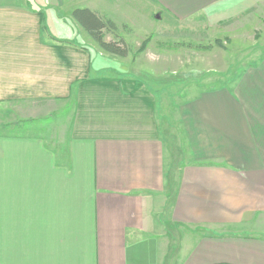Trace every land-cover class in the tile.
<instances>
[{"label": "crops", "instance_id": "1", "mask_svg": "<svg viewBox=\"0 0 264 264\" xmlns=\"http://www.w3.org/2000/svg\"><path fill=\"white\" fill-rule=\"evenodd\" d=\"M233 2L246 1L154 0L177 22ZM73 8L0 0V104L72 105L63 147L40 129L0 134V264H162L168 247L176 264H264V52L177 104L187 149L173 177L156 93L59 38Z\"/></svg>", "mask_w": 264, "mask_h": 264}, {"label": "rangeland", "instance_id": "2", "mask_svg": "<svg viewBox=\"0 0 264 264\" xmlns=\"http://www.w3.org/2000/svg\"><path fill=\"white\" fill-rule=\"evenodd\" d=\"M103 1L91 3L105 7L108 2L105 16L116 20V29L106 30L104 38L126 47V56L103 50L77 23L74 28L65 23L64 33L70 36L59 38L85 44L92 53L93 66L100 71L146 79L162 104L161 117L168 132L175 177L187 149L175 119L177 104L200 89L231 86L246 67L259 61L264 52V0H244L243 7L229 3L216 8L218 12L212 18L204 12L179 22L159 13L154 0ZM68 4L83 7L85 3L68 0ZM66 8L60 7V24L64 22L62 17L69 14ZM30 104H0V134H34L40 129L49 143L65 146L72 105L59 103L49 113L44 107ZM168 249L170 257L162 264H176L173 249Z\"/></svg>", "mask_w": 264, "mask_h": 264}, {"label": "trees", "instance_id": "3", "mask_svg": "<svg viewBox=\"0 0 264 264\" xmlns=\"http://www.w3.org/2000/svg\"><path fill=\"white\" fill-rule=\"evenodd\" d=\"M70 16L103 50L122 57L128 54L126 47H122L116 41L104 38L106 30L116 29V24L112 19L88 7H75Z\"/></svg>", "mask_w": 264, "mask_h": 264}]
</instances>
